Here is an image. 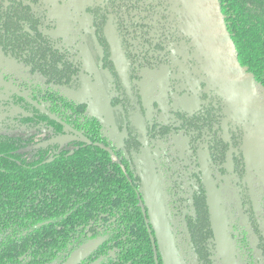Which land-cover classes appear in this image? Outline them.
I'll return each instance as SVG.
<instances>
[{
    "label": "flooded vegetation",
    "instance_id": "flooded-vegetation-1",
    "mask_svg": "<svg viewBox=\"0 0 264 264\" xmlns=\"http://www.w3.org/2000/svg\"><path fill=\"white\" fill-rule=\"evenodd\" d=\"M0 14L13 20L24 14L64 60L62 64L48 59L44 73L31 70L34 59L16 60L0 51L28 75L27 80L13 73L3 76L13 83H8L10 94L0 98L1 135L25 139L29 157L48 146L60 151L78 137H55L29 121L31 114L13 100L26 98L29 88L37 87L85 103V115L96 120L113 160L125 161L136 178L135 193L155 264L158 259L163 260L160 264L170 262L159 231L152 176L179 263L223 264L203 166L217 193L233 263L264 264V137H249L227 113L221 97L207 88L167 0H0ZM89 77L98 82L107 102L114 131L110 137L102 132L100 120L87 112L82 96L74 99L73 94L83 93V79ZM256 90L264 107V93ZM13 124L25 132L14 133ZM204 209L209 218L207 237L198 214ZM106 239L89 238L68 257L89 242L98 243L80 264H100L102 258L94 255ZM68 257L49 264H64Z\"/></svg>",
    "mask_w": 264,
    "mask_h": 264
},
{
    "label": "trees",
    "instance_id": "trees-1",
    "mask_svg": "<svg viewBox=\"0 0 264 264\" xmlns=\"http://www.w3.org/2000/svg\"><path fill=\"white\" fill-rule=\"evenodd\" d=\"M218 2L240 66L264 93V0ZM14 19L0 14V51L5 56H28L35 61L31 70L44 73L48 59L64 63L28 17ZM25 95L13 104L31 114L29 121L55 137L78 138L60 151L48 146L29 157L25 139L0 134V264L63 262L97 236L107 237L94 255L102 258L100 264H155L136 178L125 161L113 160L96 120L85 115V103L50 88L31 87ZM206 211L198 213L205 237L210 232Z\"/></svg>",
    "mask_w": 264,
    "mask_h": 264
},
{
    "label": "water",
    "instance_id": "water-1",
    "mask_svg": "<svg viewBox=\"0 0 264 264\" xmlns=\"http://www.w3.org/2000/svg\"><path fill=\"white\" fill-rule=\"evenodd\" d=\"M178 29L189 39L191 58L207 88L221 97L227 113L242 124L252 138L264 137V107L252 78L241 68L235 47L226 30L218 0H167ZM253 143H257L254 139ZM211 224L223 264H234L225 234V222L219 209L217 193L203 166ZM153 202L158 226L170 264H180L173 245L159 198L155 177L152 176ZM80 247L64 264H80L97 246Z\"/></svg>",
    "mask_w": 264,
    "mask_h": 264
},
{
    "label": "rangeland",
    "instance_id": "rangeland-1",
    "mask_svg": "<svg viewBox=\"0 0 264 264\" xmlns=\"http://www.w3.org/2000/svg\"><path fill=\"white\" fill-rule=\"evenodd\" d=\"M84 64H85V67L88 68V71L90 72V64L87 58H85ZM6 73H13L21 77H25L24 80H27L28 78L27 74L25 75L21 74L20 67H18L17 64L13 60L3 56L2 53L0 52V98H3L2 94L6 96L10 94L9 84L11 85L13 83L10 80L8 81L9 84L5 82L3 76ZM89 78L90 79L88 78H86L85 80L83 79V85H84L83 93L73 94L75 96L74 99L79 100V98L82 96L80 100L87 102V105H88L87 112L100 120L101 125H102V132L110 137L114 134V131L108 119L109 108H108L107 102L103 98V94L101 92L98 82L92 79L91 77ZM68 96L70 95L68 94ZM3 117L4 115L0 114V121L4 120ZM11 127L13 128L12 131L14 133L16 132L19 134H23L25 132L24 128L18 127L15 124L11 125ZM32 133L33 131L26 130V134H32Z\"/></svg>",
    "mask_w": 264,
    "mask_h": 264
}]
</instances>
